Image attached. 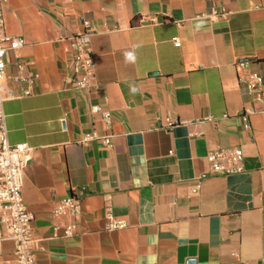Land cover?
<instances>
[{
	"label": "crops",
	"instance_id": "obj_1",
	"mask_svg": "<svg viewBox=\"0 0 264 264\" xmlns=\"http://www.w3.org/2000/svg\"><path fill=\"white\" fill-rule=\"evenodd\" d=\"M4 11L26 42L8 51L1 88L9 141L30 148L38 264H264V101L240 83L264 79V0H6ZM88 29L97 80L79 89L69 45ZM95 105L113 115L112 147L80 144L108 132ZM229 147L244 170L212 173L209 153ZM71 193L81 215L63 237L52 211ZM109 208L123 228L107 229ZM14 251L0 227V264H18Z\"/></svg>",
	"mask_w": 264,
	"mask_h": 264
},
{
	"label": "built area",
	"instance_id": "obj_2",
	"mask_svg": "<svg viewBox=\"0 0 264 264\" xmlns=\"http://www.w3.org/2000/svg\"><path fill=\"white\" fill-rule=\"evenodd\" d=\"M6 0H0V227L6 230L7 236L15 243V257L18 264H38L36 251L39 248L38 240L32 225L33 217L28 211L23 198L25 184L24 170L30 162V148L26 144L11 145L4 113L5 96L1 88V81L7 75L6 55L8 51L19 50L25 46V39L12 36L7 33L5 18ZM215 19L227 16L226 9L221 12L214 11L211 15ZM93 31L88 29L82 34L76 35L70 40V51L73 57L74 82L79 89H88L97 80V65L92 45ZM176 46L181 45L179 38L174 39ZM239 67L245 69L247 63L240 62ZM24 65L19 64L23 69ZM248 94L256 103L264 101V79L256 71H248L240 79ZM93 113L104 122L108 132L99 133L93 131L83 137L80 144L89 145L91 142H101L107 147H112L113 134L110 132L113 115L110 111L99 105L93 106ZM246 129H249L248 117ZM174 122L167 120L169 128ZM211 172L217 175L239 174L244 170V153L239 147L219 148L207 157ZM201 189V181L194 185L193 192ZM110 223L108 230L121 229L123 223L116 221L109 208ZM53 216L56 219H65L63 224H57L54 230L62 231L63 237H72L77 231V222L81 215V200L71 193L59 201L53 208Z\"/></svg>",
	"mask_w": 264,
	"mask_h": 264
}]
</instances>
